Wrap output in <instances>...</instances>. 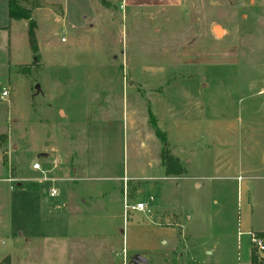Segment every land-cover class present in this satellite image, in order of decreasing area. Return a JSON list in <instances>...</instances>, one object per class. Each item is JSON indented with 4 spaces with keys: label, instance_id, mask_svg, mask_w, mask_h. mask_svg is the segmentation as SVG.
<instances>
[{
    "label": "rangeland",
    "instance_id": "374dc122",
    "mask_svg": "<svg viewBox=\"0 0 264 264\" xmlns=\"http://www.w3.org/2000/svg\"><path fill=\"white\" fill-rule=\"evenodd\" d=\"M114 3L33 0V53L0 1V261L246 263L264 231V0ZM152 117L183 175H165ZM124 175L145 210L110 220Z\"/></svg>",
    "mask_w": 264,
    "mask_h": 264
},
{
    "label": "trees",
    "instance_id": "16d2710c",
    "mask_svg": "<svg viewBox=\"0 0 264 264\" xmlns=\"http://www.w3.org/2000/svg\"><path fill=\"white\" fill-rule=\"evenodd\" d=\"M29 0H8V17L10 20H20L24 19L27 21V36L28 42L33 53L38 50L35 29L36 22L32 19L31 9L26 5ZM33 4L32 6H36ZM152 128L154 129L155 135L159 138L162 143V149L160 151V161L164 168V173L166 176H181L185 172V168L182 165L180 159L170 153L167 145L166 134L157 127L155 123V118H153ZM255 236L261 238L264 244V231H259L255 233ZM255 247H251L250 250V262L248 264H264V249L262 250V255L259 254ZM0 264H10L8 257H5L0 261Z\"/></svg>",
    "mask_w": 264,
    "mask_h": 264
},
{
    "label": "crops",
    "instance_id": "0c3cea01",
    "mask_svg": "<svg viewBox=\"0 0 264 264\" xmlns=\"http://www.w3.org/2000/svg\"><path fill=\"white\" fill-rule=\"evenodd\" d=\"M1 1V3H3V6H5V11H4V14L6 13V15H7V17H8V0H0ZM107 1H109L110 3L112 2V3H114V1L115 0H107ZM119 2H120V6H123V7H126V8H130V9H134V8H136V9H138V8H152V7H157V8H159V7H165V6H171V5H175V4H178L179 2H180V0H119ZM115 4V3H114ZM30 9H31V16H32V13H33V11L35 10V9H39V7H38V5H36V6H32L33 5V0H29V2H27V4H26ZM5 20H6V17L4 16V17H2L1 18V20H0V27H2V26H5ZM12 20H10L9 19V17H8V22H11ZM38 46V45H37ZM75 169V168H74ZM164 169V168H163ZM36 170V169H35ZM125 176V175H124ZM123 176V177H124ZM127 176V175H126ZM123 177H121V181H122V179H123ZM128 177V176H127ZM129 182V181H128ZM122 185V184H121ZM51 188H55V187H51ZM50 187H48V193H49V191H50V189H51ZM127 189H128V191H127V196H128V200H131L132 201V203H134V202H136V201H140V202H143L141 199H135V198H132L131 197V195L129 194L128 195V192L130 191V189H129V186H128V184H127ZM123 193H124V189H123ZM67 200L65 199L64 200V203H63V207H64V212H66V209H67V206H68V204H67V202H66ZM81 202H84V200L82 201L81 200ZM122 204H123V195H122V200H121V204H120V202H119V206L117 207V208H115V209H106L105 207H104V209H105V212H102V213H104V215L108 218V219H110V220H113V219H116V216L117 215H120V213H121V208L123 207L122 206ZM104 205H107L106 203H104ZM108 205H109V203H108ZM136 212H144V211H136ZM64 216L66 217V215L64 214ZM121 216V215H120ZM162 217V216H161ZM67 218V217H66ZM81 218V217H80ZM161 222H162V219H161ZM160 222V224H163V222L161 223ZM259 232V231H258ZM80 233V232H79ZM255 233L256 232H249V234H254L255 235ZM81 234H83V232L81 233ZM114 234H115V230H114ZM253 246V245H252ZM104 247H107L108 249V251L107 252H110V254L111 253H114V254H116V248L114 247V246H112V245H105ZM122 248H123V246H122ZM250 250H251V247H250V249H249V260L246 262V263H243V264H248L249 262H250ZM123 252H124V248H123Z\"/></svg>",
    "mask_w": 264,
    "mask_h": 264
},
{
    "label": "built area",
    "instance_id": "2783aa9c",
    "mask_svg": "<svg viewBox=\"0 0 264 264\" xmlns=\"http://www.w3.org/2000/svg\"><path fill=\"white\" fill-rule=\"evenodd\" d=\"M3 96L7 95L6 90H3L1 93ZM33 169H40V164L38 162H34L32 164ZM123 189H124V195H123V213L126 214L128 210H134V211H144L145 210V203L144 202H129L128 200V196H127V184H128V180L129 178H127L126 176L123 177ZM49 195L50 196H55L57 195V189L55 188H51L49 191ZM251 237V242L253 247H255L257 249L258 252H262V250L264 249V244H263V240L261 238L256 237L254 234L250 235Z\"/></svg>",
    "mask_w": 264,
    "mask_h": 264
},
{
    "label": "water",
    "instance_id": "95a60500",
    "mask_svg": "<svg viewBox=\"0 0 264 264\" xmlns=\"http://www.w3.org/2000/svg\"><path fill=\"white\" fill-rule=\"evenodd\" d=\"M37 88H38V86H37ZM138 262L146 263L147 261L145 260V258H143V257H139V258H138Z\"/></svg>",
    "mask_w": 264,
    "mask_h": 264
},
{
    "label": "bare ground",
    "instance_id": "6f19581e",
    "mask_svg": "<svg viewBox=\"0 0 264 264\" xmlns=\"http://www.w3.org/2000/svg\"><path fill=\"white\" fill-rule=\"evenodd\" d=\"M216 29V31L219 33L220 32V29L219 28H215Z\"/></svg>",
    "mask_w": 264,
    "mask_h": 264
}]
</instances>
